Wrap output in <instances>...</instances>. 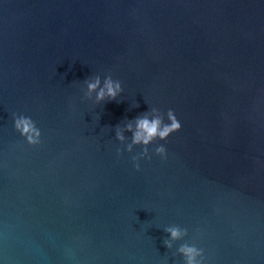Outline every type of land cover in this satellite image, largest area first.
I'll use <instances>...</instances> for the list:
<instances>
[{"label": "water", "instance_id": "water-1", "mask_svg": "<svg viewBox=\"0 0 264 264\" xmlns=\"http://www.w3.org/2000/svg\"><path fill=\"white\" fill-rule=\"evenodd\" d=\"M97 76L116 101L86 97ZM152 106L182 128L136 171L116 129ZM185 243L264 264V0H0V262L184 264Z\"/></svg>", "mask_w": 264, "mask_h": 264}, {"label": "clouds", "instance_id": "clouds-1", "mask_svg": "<svg viewBox=\"0 0 264 264\" xmlns=\"http://www.w3.org/2000/svg\"><path fill=\"white\" fill-rule=\"evenodd\" d=\"M87 84L86 97L92 99L95 94V103L100 104L105 101H116L123 93L124 89L122 82L118 79H113L107 76L101 86L100 77L85 81ZM13 126L15 131L23 138L30 146H38L42 143V132L36 122L27 115L14 113L12 116ZM182 124L176 113L172 109H168L166 113L155 106H152L150 111L137 116L134 121H129L124 128L117 127L116 140L121 144H125L127 137L125 131L131 133V142L126 144L125 149L118 148L117 155L123 151L132 153L134 148H140L141 151L131 157L133 166L136 171H140V161L151 159L152 154L166 160L168 157L167 148L163 143L158 141H167L168 138L179 132ZM156 145L150 154V146ZM170 235V239L166 241V246L171 248L172 241H177L188 235L187 229H182L178 226H171L166 229ZM179 253L184 258V264H206L204 249L196 244H182L178 249ZM2 264V262H0Z\"/></svg>", "mask_w": 264, "mask_h": 264}]
</instances>
